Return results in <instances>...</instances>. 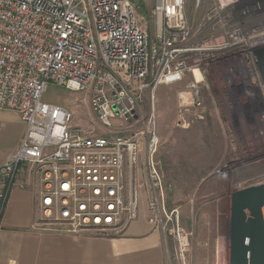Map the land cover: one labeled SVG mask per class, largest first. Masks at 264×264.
Returning <instances> with one entry per match:
<instances>
[{
    "label": "built area",
    "instance_id": "1",
    "mask_svg": "<svg viewBox=\"0 0 264 264\" xmlns=\"http://www.w3.org/2000/svg\"><path fill=\"white\" fill-rule=\"evenodd\" d=\"M138 10L133 0H0V112L24 124L17 150L0 165V220L24 169L39 176L41 225L51 233L121 237L138 218L145 188L147 223L161 236L165 264H187L191 234L179 208L167 206L155 116L138 109L148 93L190 75L177 126L203 121L209 60L238 82L241 103L264 111L253 57L264 27L249 24L264 14V0H153V33L139 26ZM49 85L86 93L104 132L70 126L66 109L42 100ZM142 146L144 180L136 185ZM213 264H229L228 237L216 239Z\"/></svg>",
    "mask_w": 264,
    "mask_h": 264
},
{
    "label": "rangeland",
    "instance_id": "2",
    "mask_svg": "<svg viewBox=\"0 0 264 264\" xmlns=\"http://www.w3.org/2000/svg\"><path fill=\"white\" fill-rule=\"evenodd\" d=\"M133 1L139 7L136 12L139 26L153 33L152 19L149 16L153 0ZM187 15L190 20L193 19L189 8ZM249 24L264 27V14L251 20ZM203 64L210 67V70L204 76L202 88L205 108L202 122H196L188 128L177 126L180 116L179 94L187 90L191 82L190 75L180 84L159 86L152 96L148 93L138 109L139 115L145 119L151 111L155 116L158 137L155 160L160 163L163 184L167 190V206L179 208L182 223L191 234L187 264H213L216 239L228 237L229 195L243 188L246 181H251V184L264 181V111L254 109L248 101L240 102L238 82L229 76L224 65L210 66L209 60ZM197 80L201 81L199 77ZM42 100L66 109L71 114L70 126L84 132H93L95 135L104 132L90 110L89 96L86 93L69 92L65 88L49 85ZM18 118L14 113L2 112L0 126L17 125L20 122ZM184 119L187 122L190 119L189 114H185ZM198 123L203 126L201 142L198 145L203 148L205 156L214 162L213 170L205 179L197 175L186 176L187 173H183L185 177H182L181 171L177 172L178 169L166 167L171 158H176V154L178 157L184 156L185 139H189L190 128ZM170 125L173 126L172 129ZM132 130L146 131V127L134 125ZM147 139L145 135V142ZM177 145L181 149L178 150ZM145 149L142 146L139 154L136 185L144 180ZM138 200L136 222L148 226L145 188L138 189Z\"/></svg>",
    "mask_w": 264,
    "mask_h": 264
},
{
    "label": "crops",
    "instance_id": "3",
    "mask_svg": "<svg viewBox=\"0 0 264 264\" xmlns=\"http://www.w3.org/2000/svg\"><path fill=\"white\" fill-rule=\"evenodd\" d=\"M185 114L193 116L192 111ZM202 127L198 123L190 128L183 157L176 154L168 166L165 161L166 167L181 171L182 177L187 173L205 179L214 168L213 159L198 145ZM23 133L21 121L0 126V165L17 150ZM250 182L243 188L252 186ZM40 190V179L31 169L19 173L0 220V264H165L160 234L137 220L116 238L46 232L38 208Z\"/></svg>",
    "mask_w": 264,
    "mask_h": 264
},
{
    "label": "water",
    "instance_id": "4",
    "mask_svg": "<svg viewBox=\"0 0 264 264\" xmlns=\"http://www.w3.org/2000/svg\"><path fill=\"white\" fill-rule=\"evenodd\" d=\"M253 57L264 86V47ZM229 205V264H264V181L233 192Z\"/></svg>",
    "mask_w": 264,
    "mask_h": 264
},
{
    "label": "bare ground",
    "instance_id": "5",
    "mask_svg": "<svg viewBox=\"0 0 264 264\" xmlns=\"http://www.w3.org/2000/svg\"><path fill=\"white\" fill-rule=\"evenodd\" d=\"M197 77H199L200 80H201V77H200L199 74L196 72V73H195V78H196V80H197ZM197 81H198V80H197Z\"/></svg>",
    "mask_w": 264,
    "mask_h": 264
}]
</instances>
